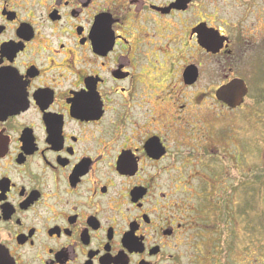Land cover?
Returning <instances> with one entry per match:
<instances>
[{
  "label": "flooded vegetation",
  "instance_id": "obj_1",
  "mask_svg": "<svg viewBox=\"0 0 264 264\" xmlns=\"http://www.w3.org/2000/svg\"><path fill=\"white\" fill-rule=\"evenodd\" d=\"M259 10L0 0V264H191L199 242L232 241L223 164L242 154L235 111L264 75L245 54L264 47ZM233 79L237 107L216 96Z\"/></svg>",
  "mask_w": 264,
  "mask_h": 264
},
{
  "label": "rangeland",
  "instance_id": "obj_2",
  "mask_svg": "<svg viewBox=\"0 0 264 264\" xmlns=\"http://www.w3.org/2000/svg\"><path fill=\"white\" fill-rule=\"evenodd\" d=\"M254 15L251 19L255 18V23H258L256 30L264 32V11H256ZM246 32L252 35L251 38L255 35L253 31ZM246 50V55L249 53L256 60H264V47L256 46ZM260 72L264 73V66L260 68ZM261 75L256 74L250 78L248 98L243 108L235 111V137L240 143L242 154L237 155L240 158L235 159V168L231 169L227 161L223 164L224 172H227V168L233 174L234 182L230 184L235 183L231 193L233 196L235 194L231 199L235 202V237L232 241L224 242L223 236H219V240H205L199 242L198 247L194 245L191 264H215L217 259L220 264L227 259L225 264H264V75ZM218 82L214 78L207 80L206 95L209 96L210 90ZM199 87L203 89L199 85L196 88ZM208 96L201 105L204 102L211 105ZM221 228L222 226L219 234ZM221 243L224 244V254L220 250L214 256L213 249L220 248Z\"/></svg>",
  "mask_w": 264,
  "mask_h": 264
},
{
  "label": "water",
  "instance_id": "obj_3",
  "mask_svg": "<svg viewBox=\"0 0 264 264\" xmlns=\"http://www.w3.org/2000/svg\"><path fill=\"white\" fill-rule=\"evenodd\" d=\"M247 87L242 79H233L217 91L216 96L226 104L237 107L243 102Z\"/></svg>",
  "mask_w": 264,
  "mask_h": 264
},
{
  "label": "trees",
  "instance_id": "obj_4",
  "mask_svg": "<svg viewBox=\"0 0 264 264\" xmlns=\"http://www.w3.org/2000/svg\"><path fill=\"white\" fill-rule=\"evenodd\" d=\"M226 246H228V242H227ZM223 248H224V245H223Z\"/></svg>",
  "mask_w": 264,
  "mask_h": 264
}]
</instances>
